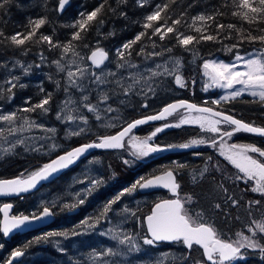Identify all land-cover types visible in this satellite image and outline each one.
Listing matches in <instances>:
<instances>
[{
  "label": "snow or ice",
  "instance_id": "6c2138e0",
  "mask_svg": "<svg viewBox=\"0 0 264 264\" xmlns=\"http://www.w3.org/2000/svg\"><path fill=\"white\" fill-rule=\"evenodd\" d=\"M9 2L10 0H0V10L5 9V5L9 4ZM118 2L126 3V0H118ZM145 2L146 0H138L140 6H143ZM173 2L175 0H168L166 3L158 4L154 11L146 16L142 27L145 30L151 29L150 35H148L147 31H142L130 42L124 43L121 48L116 50V67L126 70L127 75L123 73L118 74L115 71L103 67L105 61L108 60V54L102 48L97 47L91 51L90 55L85 56L73 44V41L83 39L81 34L86 32L90 22L98 19V14L105 8L108 0H102L89 13H80L78 20L67 25L68 27L76 29V31L72 33L71 40L66 44L54 43L52 37L45 34H40L37 37L38 30L46 23L45 18L30 20V31L24 33H15L6 36L4 31L0 29V44L8 42L19 48L25 45L26 41H33V37H37L33 43L46 42L50 49H61L60 59L54 60L53 63L58 73L65 74L67 81L64 88L66 98L59 106L56 119L65 124L76 125L75 128H69L67 130V137L80 136L82 133L91 131L89 127H86L89 124L88 116L82 110L92 113L97 121L103 119L102 113L118 111V109L107 104V101L111 98L109 95L110 92L114 95L119 94L125 97L130 95H143L147 97L150 93L155 95L156 88L163 82L159 79L161 77L165 79L172 77L175 85L179 88L188 87V82L181 74L183 63L179 57L169 56L163 62H155L153 66H145L143 68L129 59L132 56L131 49L133 45L140 42L142 37L146 35L148 36V41L151 42L153 51L145 53L147 44H142L137 51V55H143L145 60L162 57L165 53L172 52V47H161L160 51H155L158 44L153 40V37L158 36L160 41H164L169 33H175L174 39L176 43L182 46L185 51L192 52L195 60L198 57V52L195 48H190L189 45H192L194 42L199 44L201 41L222 43V40L219 39V30L225 28L235 29L239 34L236 37L237 42L231 46H225L229 52L236 49L232 62L226 63L223 61L205 60L202 63V75L206 77L205 90L209 88L225 90L226 94L224 96L212 102L217 106L222 101L230 102L244 95L252 97L253 100L251 102L260 103L264 106V28L256 29L260 34L253 35L251 29L247 30V34H245L243 28H236L233 24L225 25L217 23L216 34H211L208 32V28L211 25H208L207 21H213L215 16L220 14L217 10L214 14H197L191 18V24L185 22L187 27L194 28L195 32L199 34L196 36L191 34L186 35L176 27L182 24L186 10L177 16V18L172 19L173 13H168L167 10L169 4ZM182 2L183 0H181ZM66 3H68V0H59V10L62 11ZM231 5L234 9L232 15L247 21L249 24L257 20L264 21V0H231ZM188 7L190 8L192 5ZM112 11H115V9H112ZM162 13H165L163 17L161 15ZM121 15H124V13H121ZM161 19L164 21L163 24L160 26L153 25L152 22H158ZM169 20H172L171 25L168 24ZM197 21L205 23L197 26ZM103 22L102 19L99 20V24H103ZM223 38L231 39V33L225 34ZM245 41L250 43L259 42L261 47L254 49L252 52L241 54L239 48L241 43ZM83 47L87 48L88 45L84 44ZM28 51L29 49H24L22 54L26 55ZM69 53H71L70 57L68 56ZM44 59L45 57L41 53V60ZM86 59L91 62L90 67L85 64ZM17 63L19 64V61ZM20 67L24 68L25 74H28L32 65H28L25 68L21 64ZM96 69L100 71L98 72ZM19 79V77H11L5 81L9 85L6 90L9 93L7 96L9 101L14 96L12 89L17 87ZM192 83L195 84V81L193 80ZM56 84L57 87L60 86L59 81H56ZM90 85H95V87H89ZM107 85H115V87H102ZM19 87L24 88L26 85L19 84ZM72 89L81 93L79 101L73 98L71 94ZM41 90L43 91V89ZM93 91L97 93L96 103L90 101V96ZM0 98H4V90L2 88H0ZM51 99L52 94L48 93L40 102L20 109L19 111L32 113L39 109L41 115H47L51 109L46 106L50 104ZM25 103L30 104V101H25ZM120 103L123 104L125 101L121 100ZM100 105L104 106L101 107ZM141 106L144 108L148 107L146 102ZM180 110L183 111L181 112V118L177 122L166 123L145 138L132 135L133 129L139 125H143L149 121L165 120L168 116ZM186 124L197 125L201 132L211 134L210 138H194L179 145L165 147L151 143L153 137L165 128H179ZM101 126L114 128L117 127V124L108 120ZM33 129H40L50 135L39 137L24 135L25 133L32 132ZM240 132L264 137V127L256 126L254 122L248 123L237 119L233 115L218 110V107H201L184 100L176 101L164 106L157 114L128 122L115 135L97 136L96 141L66 151L63 155L57 156L56 159L43 164L34 171L28 172L26 175L22 173L18 178L0 179V195H19L22 192H28L34 189L41 181H46L50 177H54L59 171L74 164L89 149L122 148L124 147L125 137H128L132 141L131 146L134 149L132 154L136 158L146 157L152 153L171 150L172 148L189 149L206 145L217 149L219 155L237 170V172L228 175L219 164L212 165L215 171L223 173L221 181L216 185L217 189L222 190L225 194L227 193L228 190L223 184L224 180L236 183L237 185L241 181L245 184H249L251 181L252 184L249 188L243 191H251L262 198L246 201V210L248 211L249 217L252 218L253 209L264 211V159H262L264 158V149L252 144L228 143L233 135ZM56 133V128L45 127L43 124L37 123L36 120L18 115V112L5 113L0 110V160H3L6 155H14V150L18 145H23L24 150L30 152L39 153L45 147L48 149V152L54 151L60 147V145L55 143ZM9 137L15 138L9 139ZM36 141H51V143L40 144L38 146L35 143ZM195 155H200V153H195ZM207 161L210 162L211 157H208ZM208 162L199 170L198 175L195 172L189 173L190 180L193 184H196L198 180H203L205 174L209 172ZM124 163L128 164L129 161L125 160ZM175 167L182 169L186 165L176 164ZM177 175H179L178 171L174 174V170L169 169L161 175H155L147 179L141 178L105 202L98 214L85 218L80 226V230L74 229L71 232L56 231L48 233L47 235L67 239L70 236L90 234L102 222L111 223L113 217H110L109 213H112L113 216L123 215L124 219L120 222L121 224L126 223L130 217L138 219L137 210L130 209L127 205L123 206L120 210L115 209L113 206L126 194L130 195L134 193L137 188L144 190L162 187L167 189L174 198L164 199L156 203L151 214L145 217L147 232L142 237L143 245L156 246L159 242H176L185 246L189 250V253L194 245L199 246L203 250L202 255L204 259L201 261H192L191 264H236L237 260L245 259L248 254L242 250L258 252L261 259H264V244L261 243V240H264V216L260 220L251 219V223L245 225L248 234L240 231L235 234L234 239L231 237L224 239L218 233L214 224L206 222L202 211L191 207L194 203L193 197L190 194L181 196L179 192L181 185L176 179ZM75 182L84 183L86 187L76 193H69L73 202L63 203L60 206L61 211H71L79 205L84 204L87 197L99 186L104 184L102 178L92 177L90 175H86L84 178H78ZM60 199L62 198H57L49 203L42 204L39 214H33L31 218L25 215L9 217L7 209L11 205H5L3 222L4 235H7L12 229L19 228L31 221L54 216V209L60 202ZM228 199L231 200L233 206L239 204V201L232 199L231 196H228ZM214 207L219 209L220 204L216 203ZM98 234L113 241L114 246H106L100 251H92L89 256L90 264H123L128 256L141 251V242L137 236L133 232L124 230L119 225L107 227ZM61 251L64 250L61 249ZM23 255L24 252L22 249H15L11 252V258L7 260L6 264H13V260ZM183 259L187 260L188 256H184ZM156 264H162V261H157Z\"/></svg>",
  "mask_w": 264,
  "mask_h": 264
},
{
  "label": "trees",
  "instance_id": "16d2710c",
  "mask_svg": "<svg viewBox=\"0 0 264 264\" xmlns=\"http://www.w3.org/2000/svg\"><path fill=\"white\" fill-rule=\"evenodd\" d=\"M69 6L65 9V13L61 14L58 12L59 0H10L9 4L5 5V9L0 10V29H2L6 36L13 35L15 33H24L30 31V20L45 18L46 23L38 30L37 37L40 34L49 35L52 37L54 43L59 42L60 44H66L71 40V35L76 29L68 27L67 25L72 24L80 18V13H89L94 10L102 0H70ZM168 2V0H146L143 6H140L138 0H126V3H120L118 0H108L105 8L100 14H98V19L96 21L90 22L89 28L85 33H82L83 39L80 41H73V44L77 46V50L81 52L82 55L88 56L92 50L97 47L107 50L109 55L116 54V50L121 48V46L130 42L138 33L142 31H147L148 35L151 34V29L145 30L142 25L145 22L147 15L151 14L158 4H163ZM192 5V7H188ZM115 9V11H112ZM184 18L181 25L176 27L184 34L199 35L195 32L194 28L187 27V24H191V18L197 14H214L217 10L220 13L215 16L213 21H207L208 32L211 34H216V24H233L236 28H243L245 34L247 30L251 29L253 35H259L260 33L256 31L258 28H264V21L257 20L256 22L249 24L247 21L242 20L239 17L233 16L234 11L231 0H175V2L169 4L168 13H173L172 19L177 18L181 13L185 12ZM124 13V15H121ZM162 17L165 13L161 14ZM102 19L103 24H99V20ZM154 26H160L164 23L163 19L160 21L152 22ZM172 20L168 21L171 25ZM205 22L197 21V26L204 24ZM220 37L222 43L213 41H201L199 44L193 43L189 45L190 48H195L198 52V57L195 63L191 61L190 51H185L182 46H179L174 39L175 33H169L168 37L164 41H160L159 37H153L158 44L155 51H160L161 47H172L171 53H165L162 57H155L153 59L145 60L143 55H137L138 49L142 44H147L145 48V53L153 51L151 47V42L148 41V36L142 37V40L137 44L133 45L131 51L132 56L129 58L134 63L146 64L150 61L158 60L159 58H167L169 56H176L184 58V67L181 70L183 78L188 82L187 88H179L175 85L173 79H164V86L160 85L155 97L149 99H142L134 97L132 99L131 105L128 108L122 109V126H126L128 122L158 113L165 105L173 101H188L199 106H211L217 108L218 110L224 111L226 114L233 115L237 119H241L244 122L253 123L256 126L264 127V106L260 103L251 102L253 99L249 97H241L230 102H221L219 106L212 103L211 99L202 93V73L201 66L205 60H212L214 58H219L224 61L231 60L236 52L233 49L232 52L226 50L225 46H231L237 42L236 37L239 35L235 29H220ZM231 33V39H224V35ZM37 37H33V41ZM33 41H26L25 45L17 48L5 42L0 44V88L4 90V98H0V106L2 104H7L5 101L9 93L6 91L8 84L2 79L3 75L10 68V62L14 60H24V59H36L41 57V53L48 61H54L60 59L61 49L60 48H49L46 42L33 43ZM87 44L88 47H83ZM261 47L259 42L250 43L243 42L240 45L239 51L241 54L252 52L254 49H259ZM24 49H29L27 54H22ZM71 55V53H69ZM68 54V55H69ZM108 54V53H107ZM116 56V55H115ZM117 58V57H116ZM195 81V84L192 81ZM26 86L20 88L19 84L17 87L12 89L14 96L12 98V103L24 104L23 108L30 107L41 101L48 93H51L47 87H43L40 90L37 87L33 88ZM171 92H175L174 95ZM5 99V100H4ZM25 101H30V104L25 103ZM147 103L148 107L144 108L141 105ZM51 104L54 103L52 97ZM38 110V109H37ZM36 110V112H37ZM124 111V112H123ZM36 112H32L30 116L36 115ZM175 116V115H174ZM26 117V116H25ZM154 125H147L138 130L137 135L140 137L147 136L150 134ZM111 132L107 133L110 134ZM105 136V134L103 135ZM211 134L201 132L200 129L194 126L190 127H180L173 128L162 134L157 135L153 138L152 143L159 145L161 147L169 145H179L190 141L194 138H210ZM97 137V136H95ZM94 141V137L87 138H76L74 139L72 145L76 142L88 143ZM231 143L239 144H252L264 149V139L261 137H256L248 135L246 133L240 132L233 135ZM174 149V148H172ZM168 151V150H167ZM122 149L116 151L94 153L95 156H100V163L105 166L104 172L106 173L105 180H115L117 175L121 176L119 168L121 166L116 165L119 163L123 164L124 158ZM195 153H200V155H195ZM21 153H18V155ZM14 156L0 164V179H14L18 178L22 173L27 174L28 172L34 171L41 167L43 164L49 161V158H35L30 160V155L24 157ZM117 156H120L119 158ZM211 157V161L208 162L207 158ZM128 159V158H127ZM126 159V160H127ZM174 160H180L178 164L186 165L185 168L177 169ZM209 163V172L205 174L203 180H198L196 184H193L190 180L189 173L195 172L199 173L205 163ZM134 166V177L140 180L141 178H150L155 175L162 174L164 171L172 169L174 174L178 171L179 175L176 176L177 181L180 183L181 187L179 192L181 196L184 194H190L193 197L194 203L191 205L193 209L202 211L204 213L206 222L214 224L218 233L222 235V238H235V234L240 231L246 230L245 225L251 223V219L260 220L264 216V211L253 209L252 218L249 217L248 211L246 210V201L251 199H262L259 195H254L251 191H243L249 188V184H245L242 181L237 185L228 180H224V187L227 188V193L225 194L222 190H218L216 185L222 179V172H217L212 168V165L219 164L221 168L228 175H231L237 170L232 168L225 160L219 157L218 152L211 147L206 145L199 146L196 150L185 152L181 154H165L164 156H159L156 159L153 158L148 164L141 165L137 162H133ZM137 181V179H136ZM117 181L114 182L113 188H117ZM111 184V183H109ZM160 196L156 198H151L149 203L150 211L155 203H158L164 199H169L167 193L159 192ZM231 196L232 199L239 201L237 206H233L231 200L228 199ZM220 204V208L216 209L214 204ZM139 208H137L138 210ZM21 207H15L14 215H19L22 212ZM145 207L141 208V213L138 210L137 214L140 218L144 217V214H148ZM26 214V212L24 213ZM239 217V219H237ZM144 219V218H143ZM142 219V221H143ZM143 224V223H142ZM143 226V232H144ZM44 232L31 233L23 236L21 242H17L14 245L15 248H20L23 250L24 255L33 254L38 249H44L48 246L47 237H44ZM264 244V240H261ZM14 246L12 248H14ZM160 246L159 250L172 249L175 246L177 251H180L182 255L187 254L185 246L181 243H175L171 246L170 244H158ZM181 248V249H180ZM180 249V250H178ZM9 250V249H8ZM193 252L196 253V258L198 261L203 259L202 253L199 248L193 246ZM10 257L9 254L6 259H4L1 264H6ZM191 258L188 259L187 264H191ZM238 264H264V259H261L255 253H249L242 263Z\"/></svg>",
  "mask_w": 264,
  "mask_h": 264
},
{
  "label": "rangeland",
  "instance_id": "374dc122",
  "mask_svg": "<svg viewBox=\"0 0 264 264\" xmlns=\"http://www.w3.org/2000/svg\"><path fill=\"white\" fill-rule=\"evenodd\" d=\"M104 51L108 53L110 60H108V62L103 67L105 69H110L112 71H115L118 74L123 73L124 75H127L126 70L118 69L116 67V62H117V58L115 56L116 54L113 53V55H109V52L107 50H104ZM68 56L70 57L71 55L69 54ZM167 58H159L158 60L150 61L146 64H142V65L138 64V65H140L142 68L145 66L150 67V66H153L155 62H163ZM179 58H181V57H179ZM233 58L229 61H224V60H221L219 58H214L212 60L230 63V62H232ZM181 60H182L183 67H184L185 60L183 58H181ZM196 60H197V58L194 60L193 54H191V61L193 63H195ZM17 61H19V64L17 63ZM21 64L24 65L25 68L28 65H32L28 74H25L24 68L20 67ZM85 64H87L90 67L87 59L85 60ZM37 65H39V67H37ZM201 69H202V67H201ZM96 71L99 72L100 70L96 69ZM201 73H202V70H201ZM11 77H19L20 78L19 81L17 82V84H24L26 86L33 85L31 87H33V88L37 87L40 90L43 87L44 88L47 87V89H49L51 94H52V97L54 99V103L53 104L50 103L48 106H46V107H50V109H51V111L47 115H41L39 109L37 110L36 115H33V116H30L31 113L20 112L19 110L23 109L24 104L20 105L18 103L19 101L17 103L13 104L12 99L10 101L8 99H6V100L4 99L7 102V104H2L0 106V110H2L5 113L18 112V115L26 116V117H29L33 120H36L37 123H41L45 127L56 128L57 133H56V137H55V143L60 145V147L54 151H51V152H48V149L45 147L42 152L37 153V152L25 151L23 145H18L14 150L15 154L14 155H6L3 160H0V164L3 163L4 161L8 160V159L13 158L14 156H17L18 153H21L18 155L21 158L24 157L25 154L30 155V160H33L36 157L37 158H50V157H53L57 153L63 154V153H61V151H64L65 145L66 144H72L74 139L92 137V136L96 135L97 132L105 131L106 128L102 127L101 125L103 123L107 122L108 120H111V122L114 124H120L119 121L123 117V114L121 113L122 109H125V108L129 109V106L131 105L132 99L134 97H136V98L138 97V98H142V99L153 98V97H155L158 88H160V85L164 86V84H165L164 82H162L159 85V87L156 88L155 95H152L150 93L147 97H145L143 95H130L128 97H125V96L119 95V94L114 95L110 92L109 95L111 98L107 101V104H110L113 108L118 109V111L117 112H111V113H102L103 119L100 121H97L95 119V117L92 115V113H88L86 110H82L83 113L88 116L89 124L86 127H89L91 129V131L86 132V133H82L80 136L67 137V135H66L67 130L69 128H75L76 125L75 124H65V123H62L61 121H58L56 119V114L59 110V106L62 104V102L66 98V93L64 91V88H65L66 83H67L66 78H65V74L64 73H58L56 66L52 61L50 62L47 59L41 60V57H38L36 59H31V60H29V59H24V60L17 59V60L10 62V68L7 70V72L4 73L2 79H4V82H5L6 80L10 79ZM50 77H51V79H50ZM159 79H161L163 81L165 78L161 77ZM166 79L170 80L173 78L168 77ZM202 79H203L201 81V83L203 85L201 87L202 93L204 95H206L207 97H209L212 102L219 100L222 96H224L226 94L225 90L220 89V88H209L208 90H205L206 77H204L202 75ZM56 81L60 82L59 87H57ZM8 87H9V85H8ZM89 87L94 88L95 85H90ZM102 87L113 88V87H115V85H107V86H102ZM171 93H173V95H174L175 92H171ZM71 94L73 95L74 99L79 101V97H80L81 93H79L75 89H72ZM241 97H249V98L253 99L252 97H250L248 95H244ZM241 97H238V98H241ZM238 98H236V99H238ZM121 100H124L125 103L121 104L120 103ZM90 101L92 103L97 102V93L95 91H93L91 93ZM222 103H223V101H222ZM100 106L103 107L104 105H100ZM182 111L183 110L175 113L174 114L175 116L173 115V116L169 117L168 119H166L160 123L155 124L154 125L155 128L147 136L140 137L137 135L138 130L141 129L142 127L133 131L132 135L138 136L140 138L148 137L158 127H161L162 125L169 123V122H177L181 118V112ZM81 126H83V125H81ZM190 126L198 127L197 125H194V124H186V125H183L181 127H190ZM114 128H109V129H114ZM173 128H176V127L165 128L163 131L158 132L155 135V137L159 134H162V133L168 131V130H172ZM198 129H200V128L198 127ZM24 135L25 136L39 137V136L50 135V134L44 133L40 129H33L32 132L25 133ZM155 137H153V138H155ZM14 138L15 137H9V139H14ZM206 139H208V138H206ZM231 139L228 141V143H231ZM152 141H153V139H152ZM152 141H151V143H152ZM35 143L39 146L40 144L51 143V141H47V142L36 141ZM74 144H76V143H74ZM131 145H132V141L127 137L125 139L124 147L122 148L123 154L121 153V155H123L124 159H127L126 156H127L128 152L133 156L132 153H133L134 149L132 148ZM215 150L218 152L217 149H215ZM166 151L152 153V154H150L146 157H142V158H136L135 156H133V157L138 162H141V161L146 162L152 158H155V157L163 154ZM218 154H219V152H218ZM262 159H264V158H262ZM179 161L180 160H174L173 163L176 165L179 163ZM116 165L121 166L119 163H116ZM119 170H120V168H119ZM86 175H90L92 177H100L104 181V184L102 186H99L90 196L87 197L84 204L79 205L82 209L87 211L86 214L83 217H81L79 220H77V216H75L72 219H67L66 220L67 225L65 227L63 225L60 226L63 228L62 230H57L58 228L55 230H52V231L49 229L44 230L43 231L44 234L42 233V235H45L44 237H47V239H48V244L50 245V248L47 252L48 253L50 252V253L46 255L44 253L39 252L36 254H32L30 256H24L18 264H90L89 256H90V253L92 251H94V250L100 251L106 246H114L113 241H110V240H108L107 237L100 236L98 234L100 231L104 230L105 228L112 227L114 225H119L124 230L129 231V232H133L137 236L138 240H140V242H141V251L139 253H133L130 256H128L124 260L123 264H156L157 261H162V264H187V261L189 258H191L192 261H198V258H196V253H192L193 250H191V252L189 253V250L186 247H184V248H186V250H187V254H188L187 260L183 259V257L186 255H182V253L180 251H177V249H175L178 246H175L172 249L159 250L160 246H158V245L148 246V245L142 244V237L146 234L145 228H144V232H143V226H144V219L143 218H145L147 215L150 214L149 203L151 201V198L159 197L160 196L159 193L150 195L148 197H138V196H136L138 194V191L136 190L134 193H132L130 195L126 194L125 196H123L121 198V200L116 205L113 206L117 210H120L125 205H127V207H129L130 209H134V210H137V208H139L138 210L140 211V213H141V208L145 207V209H147L146 212L147 213L149 212V213L144 214V217H142V218H140L137 214L138 219L130 217L126 223L121 224L120 222L124 219L123 215L113 216L112 213H109V216L113 217L111 220V223L108 224V223L102 222L90 234L79 235V236H70L67 239L64 237H56V236H48L47 235L48 233L56 232V231L71 232L74 229L80 230V226H81L82 222L85 220V218L92 217V216L98 214L99 210L105 204V202H107L110 198L114 197L118 192L123 190V189H120L118 186H117V188H113V185L109 184V183H112V180H109L108 182L105 180V172H104L103 166L97 158L94 161L86 162V164H84L77 171V173H75V175L71 178L70 182H68L66 185L60 184L59 186L61 188L60 187L58 188L54 197H51L48 189L42 190L41 192L38 190L37 192L33 193L32 194L33 199L30 200V203H32L31 207L27 206V210L23 209L22 212L25 211L26 212L25 216H29V217H31L33 214H39L38 212L41 209L42 204L49 203L56 198H62L63 199L66 197L72 203L73 200H72V197L69 195V193H76V192H78V191H80L86 187V184H84V183H76L75 182L78 178H84ZM249 183H250V185L252 184L251 181ZM253 194L258 195L256 193H253ZM168 196H169V194H168ZM62 199H60V201ZM169 199H171L170 196H169ZM89 209L91 211H88ZM21 215H23V213H20L17 216H21ZM142 219H143V221H142ZM75 220H77V221H75ZM64 222L65 221L62 220L61 224H63ZM244 233L248 234L246 230H244ZM175 243L176 242H174L170 245L173 246V245H175ZM0 245L4 246V243L2 241L1 236H0ZM194 247H196V246H194ZM61 249H63L64 251H61ZM180 249H178V250H180ZM4 250H6V249H3L0 247V264L4 259L7 258L8 254H9V250H6V251H4ZM242 251H246L248 254L249 253H255L260 257L258 252H253L252 250H242ZM11 252L12 251H10V257H11ZM162 258H163V260H162ZM244 260L245 259L237 260L236 264L242 263Z\"/></svg>",
  "mask_w": 264,
  "mask_h": 264
},
{
  "label": "flooded vegetation",
  "instance_id": "af4514ba",
  "mask_svg": "<svg viewBox=\"0 0 264 264\" xmlns=\"http://www.w3.org/2000/svg\"><path fill=\"white\" fill-rule=\"evenodd\" d=\"M119 122H120V124H117V127H115L114 129L106 128V130L103 131V132L102 131L97 132L96 135L92 136V137H94V141H96V138H97L95 136H103L104 134H105V136L106 135H115L116 133H118L122 129V127H123L122 126V123H121L122 122V119ZM109 132H111V133L110 134H107ZM91 142H93V141H91ZM91 142H88V143H91ZM124 143H125V140H124ZM83 144H87V143H84V142H76V144H73V145L72 144H66L65 147H64V151H61V153H63V152L65 153L66 151H70V150H72V149H74V148H76L78 146L83 145ZM122 148H119V149L121 150ZM114 151H116V150H114ZM94 153L95 152L90 153L83 160L79 161L76 166H74L70 170H67L66 172H64L59 178H57V179H55V180H53V181H51V182H49V183H47L45 185L40 186L38 188V190L41 192L42 190H47L48 189L51 197H54L55 194H56V191L60 187L59 185L60 184L66 185L68 182H70L71 178L75 175V173H77V171L84 164H86V162H88V161H94V160H96V158L97 159H100V156H95L96 154L94 155ZM96 153H101V151H98ZM57 155H58V153L55 154L53 157H50V159L52 160V159L56 158ZM127 156H126V158H128L127 161H129V163L128 164H125L124 161L126 159H124L123 164L120 167V172L122 173V175L121 176L117 175L115 177V180L113 179V182L111 183V184H113L114 182L117 181L118 183H115V184L120 189L128 188L129 186L133 185L136 182V179L138 180V178L134 177V169H133L134 164H133V162H137L138 164L140 163L141 165L144 166V165L148 164L150 160L152 161V159H153L152 158V159H150V160H148L146 162H143V161L138 162V161H136L134 159V157L129 152L127 153ZM102 166H103V169H104L105 166L104 165H102ZM126 170L127 171H130V172H127ZM38 190H36L35 192H37ZM137 191H138V194L136 196H138V197H148V196L151 195V194H149V195H140L139 194V188H137ZM35 192H33V193H35ZM33 193L28 194V195H25V196H21V197H15L13 199H0V209H1V207L3 205L9 204V205L12 206V212H11L10 216L11 217L12 216H15L14 215V209H15V207H21L22 209H25V210H27V206L28 207H31L32 203H30V200L33 199V195H32ZM63 203H71V201H69L66 197L63 198L57 204L56 208L54 209L55 215L52 216V222H51V224L49 226H47V228L42 229L40 231L33 232V233L43 232L44 230H48V229L52 231V230H55L57 228H58L57 230H62L63 228L60 227V226L63 225L65 227L67 225L66 224V220L67 219H72L75 216H77V220H79L87 212L84 209H82L80 206H78L77 208H75L74 210H71V211H69V210H63V211H61L60 210V206ZM40 211H41V209L39 210V212ZM88 211H91V210L89 209ZM23 215H25V214L23 213ZM0 220H1V216H0ZM62 220L65 221L63 224H61L62 223ZM77 220H75V221H77ZM29 234H31V233H29ZM0 236L2 237L1 234H0ZM23 236H25V235H19V234H17L15 236H13L9 241H5L4 238L2 237V241L4 243V246H2L1 248L6 249V250L9 249L10 251H14L16 249L14 245H17V242H21V240H23ZM13 246H14V249L12 248ZM6 250H4V251H6ZM24 256H26V255H23L22 258ZM27 256H29V255H27ZM10 258L11 257H9V259ZM13 264H16V263H13Z\"/></svg>",
  "mask_w": 264,
  "mask_h": 264
},
{
  "label": "water",
  "instance_id": "95a60500",
  "mask_svg": "<svg viewBox=\"0 0 264 264\" xmlns=\"http://www.w3.org/2000/svg\"><path fill=\"white\" fill-rule=\"evenodd\" d=\"M70 4V1L68 0V3L65 4L63 10H59V6H58V12L61 14L62 12L65 11V9L69 6ZM90 55V54H89ZM108 60L109 59V56H108ZM105 61V64L108 62ZM88 61V60H87ZM89 65L91 66V62L88 61ZM104 64V65H105ZM178 101V100H177ZM173 102H176V101H173ZM171 102V103H173ZM188 102V101H187ZM189 103H192V102H189ZM170 104V103H169ZM168 105V104H167ZM166 106V105H165ZM199 106V105H198ZM203 107V106H201ZM162 110V109H161ZM181 111V110H180ZM179 112V111H178ZM177 113V112H176ZM157 114V113H156ZM175 114V113H174ZM173 114V115H174ZM173 115H170L167 117V119ZM144 118V117H143ZM141 119V118H140ZM166 120V119H165ZM164 120H156V121H149L143 125H139L138 127H136L135 129H133V131L141 128V127H144V126H147V125H155L157 123H160ZM244 133V132H243ZM248 135H252V136H256V137H261V136H258V135H255V134H250V133H246ZM127 137H125L126 139ZM264 139V137H261ZM79 147V146H78ZM198 147H193V148H189V149H181V148H174V149H171V150H168L166 151L164 154H162L161 156H164L165 154H181V153H185V152H190V151H193V150H196ZM119 148H116V149H89V151L87 153H85L83 156H81L74 164H71L68 168L66 169H63L61 171H59L58 173L55 174L54 177H50L48 180L46 181H41L39 184H37V186L34 188V189H31L30 191L28 192H22L20 193L19 195H16V194H8V195H0V199H13L15 197H21V196H25V195H28V194H31L33 192H35L36 190H38V188L42 185H45L57 178H59L64 172H66L67 170H70L71 168H73L74 166H76L78 164L79 161L83 160L85 157H87L90 153L92 152H98V151H102V152H109V151H114V150H117ZM63 155V154H61ZM57 158V157H56ZM54 158V159H56ZM52 159V160H54ZM51 161V160H50ZM49 161V162H50ZM163 174V173H162ZM161 175V174H159ZM158 192H166L169 194V196L171 197V199H173L174 197L171 195V193L165 189V188H162V187H156V188H150V189H144V190H141L139 189V194L140 195H149V194H152V193H158ZM156 204V203H155ZM155 204L152 206L151 208V211L152 209L154 208ZM6 205H9V204H6ZM4 206L3 205L0 209V216H1V220H0V234L2 235V237L4 238L5 241H9L13 236L19 234V235H26V234H29V233H33V232H36V231H40L42 229H45L47 228V226H49L52 222V217H45L44 219L42 220H34V221H31L29 223H26L25 225H22L21 227L19 228H16V229H12L7 235H4L3 233V222H4ZM151 211H150V214H151ZM7 212H8V216H10L11 212H12V206L10 208L7 209ZM144 226H145V229H146V232H147V227H146V221H145V218H144ZM174 242H159L158 244H172ZM157 244V245H158ZM196 246V245H194ZM198 247L200 250H201V253L203 252V250L199 247V246H196ZM203 256V255H202ZM22 256L21 257H17L15 260H13V263H18L20 260H21ZM204 259V257H203Z\"/></svg>",
  "mask_w": 264,
  "mask_h": 264
},
{
  "label": "bare ground",
  "instance_id": "6f19581e",
  "mask_svg": "<svg viewBox=\"0 0 264 264\" xmlns=\"http://www.w3.org/2000/svg\"><path fill=\"white\" fill-rule=\"evenodd\" d=\"M69 1H70V0H69ZM70 3H71V2H70ZM64 13H65V12H62L61 14H64ZM61 14H60V15H61ZM183 59H184V58H183ZM117 157L119 158L120 156H117ZM126 171H127V170H126ZM126 171H125V172H126ZM123 172H124V171H123ZM127 172H130V171H127ZM127 172H126V173H127ZM105 175H106V173H105ZM60 188H61V187H60ZM47 241H48V239H47ZM17 246H18V245H17ZM47 248H48V249H47ZM49 248H50V245L48 244V246H45L44 249H38V250H36L33 254H36V253L41 252V253H44V254L47 255V254L50 253V252H49V253L47 252V251L49 250ZM13 249H14V248H13ZM30 255H32V254H29V256H30ZM26 256H27V255H26Z\"/></svg>",
  "mask_w": 264,
  "mask_h": 264
},
{
  "label": "crops",
  "instance_id": "0c3cea01",
  "mask_svg": "<svg viewBox=\"0 0 264 264\" xmlns=\"http://www.w3.org/2000/svg\"><path fill=\"white\" fill-rule=\"evenodd\" d=\"M221 158H223L222 156H221ZM224 159V158H223ZM225 160V159H224ZM226 161V160H225ZM228 162V161H227ZM232 166V165H231Z\"/></svg>",
  "mask_w": 264,
  "mask_h": 264
}]
</instances>
